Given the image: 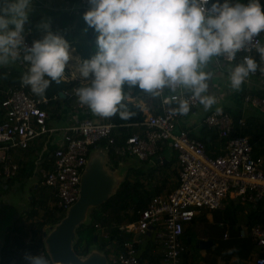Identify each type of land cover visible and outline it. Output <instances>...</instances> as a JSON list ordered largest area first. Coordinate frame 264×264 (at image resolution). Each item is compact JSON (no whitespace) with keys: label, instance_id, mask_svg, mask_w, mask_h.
<instances>
[{"label":"built area","instance_id":"1","mask_svg":"<svg viewBox=\"0 0 264 264\" xmlns=\"http://www.w3.org/2000/svg\"><path fill=\"white\" fill-rule=\"evenodd\" d=\"M213 2L215 0H209L207 7L210 8ZM223 2L224 0H220L221 4ZM89 8L88 0H67L60 10L79 12ZM29 32L28 29L24 34V43L28 46L43 38L42 32L38 38L30 40L27 37ZM254 40L264 43V31ZM248 54L253 55L259 63L255 49L251 53L242 50L234 63H239ZM17 63L27 65L23 61V53ZM214 63L221 68L226 64L223 59ZM250 75L264 79V73L259 70ZM248 80L249 77L246 82ZM77 89L74 86L64 93L66 97L74 96L77 107H82L83 104L76 95ZM0 93V106L3 109L0 120V180L17 173L19 163L12 156L13 148L25 149L35 137L61 130V141L53 143L44 154L46 157L40 158L45 162L38 165L37 176L40 184L47 188V203L66 209L78 198L80 176L89 152L99 145V140L105 141L102 145L105 147L114 143L112 129L115 123L111 120L103 121L100 116H96L98 119L84 116L71 124L51 127L47 124L48 111L44 106L47 104V97L28 91L21 82L17 85H0ZM173 96L187 99L190 111L199 102L191 93L182 89H178L176 93L164 89L162 95L156 97L157 102L152 112L141 121L128 123L140 125V129L127 135L123 146L114 145L116 154L127 151L139 159H146L156 151L158 142H168L175 151L177 160V183L169 191L154 193L136 217L116 224L119 231L128 237L123 239L117 251L109 253L107 258L113 264H143L138 255L137 243L141 236L148 233L161 246L160 264H180L179 254L183 248L185 223L204 208L218 207L229 193L239 202L258 210L264 209V131L261 135L262 151H255L251 136L241 132L247 124L245 115L233 116L221 108L219 113L217 109L212 110L204 115L202 122L217 131L219 141H223V144L217 151H209L205 143L191 136L188 130L176 129L182 115L173 114L178 108ZM166 97L169 99L167 104L163 103ZM242 99L264 116V94L245 89ZM262 217L252 225H241L238 229L237 237H250L253 241L250 255L253 264H264V215ZM40 227H37L38 233L42 231ZM99 232L100 235L107 236V231L102 227ZM229 235L230 232L226 231L222 236L227 238ZM35 237L40 236L38 234ZM32 240L29 238L25 242L32 243ZM28 252L33 255L43 252L48 256L44 245L30 248ZM4 264H16V256Z\"/></svg>","mask_w":264,"mask_h":264},{"label":"clouds","instance_id":"2","mask_svg":"<svg viewBox=\"0 0 264 264\" xmlns=\"http://www.w3.org/2000/svg\"><path fill=\"white\" fill-rule=\"evenodd\" d=\"M88 2L90 8L83 19L98 34L97 50L77 64L82 86L76 95L96 116L110 118L119 112L120 119L127 121L134 115L123 103L125 86L152 97H160L164 89L172 93L182 89L207 111L217 102L208 94L213 73L207 69L221 59L234 90H240L250 74L264 73V43L254 40L264 31L260 0L246 4L215 0L210 8L209 0ZM32 9L33 0H0V66L16 62L23 53V61L30 67L21 84L42 96L52 81L59 84L64 78L70 45L62 34L50 30L48 21L38 25L46 30L43 38L26 45L25 27ZM253 49L259 54V63L251 54L234 63L239 52ZM172 99L178 103L173 114L189 113L187 99ZM163 103L169 99L164 98ZM23 258L28 264H54L43 252H25Z\"/></svg>","mask_w":264,"mask_h":264},{"label":"trees","instance_id":"3","mask_svg":"<svg viewBox=\"0 0 264 264\" xmlns=\"http://www.w3.org/2000/svg\"><path fill=\"white\" fill-rule=\"evenodd\" d=\"M241 2L246 4L248 3V0H241ZM260 4L262 6V9H264V1ZM87 10L79 12L57 10L45 19L41 18V14L33 13V15L29 16V21L25 27V31H27L28 29L30 30L27 37L30 40L37 38L39 36V32L43 29L41 27H38V25L42 21H48L51 25L50 30L62 34L63 37L69 42L70 47H72L73 53L76 57L79 58V62H82L83 59H90L97 50L96 37L98 34L94 31V29L89 28L83 19V15ZM29 67L30 65L28 63L26 66H22L16 61L14 63H11L8 68H0V83L1 81H3V85L19 84L21 82V77L25 72H27ZM69 77L70 70L65 67L64 78L61 79V82L59 84H57L55 81H52L50 83V86L42 95L48 98L47 104L44 105L45 107L47 105H50L53 101L57 102L56 107L62 104L65 108L70 106V103H72V101L74 100V96L63 97L59 94V91L70 90L74 86L79 88L82 85L80 77ZM25 88L28 91H31L30 86H25ZM255 92L258 94H264L262 90ZM125 93L126 97L123 103L126 105L127 110L134 113V115L129 120L125 121L120 119L118 112L113 117H102L101 120H111L115 123V126L112 129L115 140L113 144L108 145L110 167H116L120 160L126 161L128 159L130 160L128 170L125 179L120 182L115 193L110 195L105 201L101 203V205L93 207L90 213V221L88 223H82L77 227V241L74 244V248L78 253L81 254L85 253L88 250V247L93 243L94 234H97V240L95 241L97 247L103 250L107 256H109L110 252L117 251L121 247L123 239L128 237V235L120 232L116 224L129 221L136 217L139 210L146 207L151 196L154 193L160 192L159 188H155V184H153V187L150 186V182L152 181L151 178L153 177V173L158 166H156L155 164H151L148 158L139 159L138 157H135V155H132L127 151H124L121 154H116L114 151V145L123 146L125 144V138L131 133V130H129L128 127V123L141 121L145 118L146 115L141 105H139L132 99H127V96H130L131 98L140 96L145 98V100H150V104H153L152 107L155 106L157 102L156 97H152L150 94L144 93L138 88L129 90L127 86H125ZM1 97L2 93H0V98ZM152 107L149 109L151 110ZM1 110L3 112L2 107ZM259 130L260 132L257 134L255 131ZM263 131L264 116L261 113H259V115L252 114L248 119L247 126L241 130L242 133H248L249 135H252V142H254L258 136L260 137ZM206 138L207 136L202 137L201 140L206 142ZM258 140L259 141L257 143L261 145L262 136ZM97 144L103 145L105 144V141L99 140ZM151 155H156V152L151 153L148 157H150ZM133 159L134 161H132ZM18 162L19 168L17 170V173L14 176L3 177L2 181L6 182L5 185H3V190L6 194L11 190V187H13V189H22L27 181V176H29L27 173L28 163L20 159H18ZM44 162L45 160H40L39 165L44 164ZM156 163L161 165L162 160H158L156 161ZM167 165L168 162H166L163 166ZM15 183L18 184L16 185ZM30 186L33 187V192H31L30 198L27 199L28 206L26 207V214L27 216H29V218H31L32 224H37V227H40L45 223L52 224L59 220L64 215L65 209L59 208L55 205L51 206L47 203L48 193L46 189H44L46 191L44 193L46 194L45 197H41L37 196V192L39 191L38 189L40 187L36 188L34 187V184H30ZM238 204L239 202H231V206H229L228 208L229 210L227 209V217H231L234 215L235 209L237 208ZM247 215L250 218L247 224L252 225L256 221L261 220V218L263 219L262 216L264 215V209L258 210L249 206ZM35 216L38 217V219H34L33 217ZM232 221H234L233 218ZM100 227L107 231L106 237L100 235ZM22 231L23 224L19 221L18 218L14 221L12 228L5 234V242L1 249V264L9 261L13 256H16V264H28V262L23 258L24 253L28 252L30 248H35L38 245H43L42 237L34 239V241L32 240V243L24 242ZM34 232L35 230L32 231V234ZM32 236L35 237L34 234ZM152 236V234H149L147 235L145 242L137 243L138 255L143 264H160L161 254L159 250L161 246L160 244L156 243L155 238ZM187 257L188 253H186L183 245V248L179 254L180 264H189L187 262ZM108 263L113 264L109 260Z\"/></svg>","mask_w":264,"mask_h":264},{"label":"crops","instance_id":"4","mask_svg":"<svg viewBox=\"0 0 264 264\" xmlns=\"http://www.w3.org/2000/svg\"><path fill=\"white\" fill-rule=\"evenodd\" d=\"M61 1V3H60ZM57 1L59 3H52L51 0H36L35 2L33 1V6H39L40 8L33 7L32 11L29 13L30 15H33V13H38L41 14V18L45 19L48 18L49 15L54 13L57 10H60V7L64 5V3L67 0H60ZM264 0H260V3L263 2ZM46 30L42 29V32ZM41 32V33H42ZM40 34V32H39ZM44 36V35H43ZM214 63V62H213ZM11 64V63H10ZM9 65L7 66H0L1 69L8 68ZM214 66L218 69H223L224 71H227V68L225 64L222 66V68L219 66L217 67L216 64L214 63ZM228 73V72H227ZM3 81H1L0 85H3ZM229 86L226 88L224 92L217 93L213 95L216 98V104L212 106L211 109L205 111L203 105H201L199 102L196 105V107L190 111L187 115H182L176 124V129L180 128H185L188 130L189 134L195 138H198L201 140L202 137L207 136V141L210 142L211 146L209 147V151H217L219 147L222 146L223 141H219V137L217 135V131L210 126H207L202 122V118L204 115L209 113L212 110L215 109H224L225 111H228L230 114L233 116H239V115H245L246 116V121L248 123V119L252 114L259 115L258 111L251 107L250 105L244 103L242 99V92L245 89H249L252 91H259L262 90L264 92V79L259 78L258 76L255 75H250L249 80L241 86L240 90H234L231 88V84L228 83ZM127 99H132L133 101L137 102L141 107L144 109V113L147 115L148 113L152 112L153 104H150V100H145V98L136 96V97H130L127 96ZM150 106V107H149ZM152 109L150 111L149 108ZM58 110L61 111V117L60 119L63 121L62 123L58 125H53L49 122L50 119V106H46V110L48 111L47 115V123L51 127L55 126H60V125H65V124H70L73 122H76L79 118L84 117V116H94V114L91 112V110L86 107H77L76 103H70L69 107H64V105H58L56 107ZM59 115V114H58ZM145 115V116H146ZM96 116V115H95ZM3 117V112L0 107V120ZM247 126V124H246ZM129 130L132 131H137L140 129V125H136L135 123L129 124L128 125ZM254 129V127H253ZM257 134L260 132L255 131ZM251 135V134H250ZM52 136L49 135V133L44 134V142L47 144L48 149L51 148L53 145L52 141L53 139L51 138ZM252 138V135H251ZM259 136L255 139L253 142V147L255 151H262L261 146L257 143L259 140ZM204 142V141H203ZM205 143V142H204ZM258 145V146H257ZM40 146V141L33 142L31 144V150L29 152L23 151V149H18V148H13L11 150L12 156L14 160L18 162V159L26 161L28 163L27 165V173L30 170H34L35 167L37 168L39 163H40V149L38 147ZM48 149L45 150L44 154L48 151ZM156 155H151L148 157L149 162L151 164H155L158 166L156 170L153 173V177L151 178L152 181L150 182V186L153 187V184H155V188H159L160 192L163 191H169L171 190L177 183V160L175 156V151L171 147V145L168 142H158L156 145ZM33 153L31 156L30 154ZM159 160H162V164L156 163L157 157L160 156ZM166 162H168L167 166H163ZM162 166V167H160ZM3 178L0 181V187L2 185H5V183L2 181ZM2 197H5L2 195ZM230 203V202H229ZM246 208H243V205L239 206L237 205V210H235L234 215L231 217H227V209L229 208V205H227L226 200L223 199V201L220 203L218 207L223 209V215L225 218L228 219L229 223L231 226L226 227L222 229L220 236L216 238L208 237V238H202L203 241H207V244L201 247L202 253L201 255L205 258L203 260V264H253V262L250 260V255L252 254L253 251V241L250 237H243L239 238L238 236V229L241 225H245L249 222L250 218L247 215V211L249 209V205L246 203ZM13 207V205L11 206ZM206 209V208H204ZM204 209L199 212L200 214L205 213ZM229 210V209H228ZM238 211L240 215L244 214V220L242 222H235L236 216L235 214H238ZM231 212V211H230ZM198 213V214H199ZM197 214V215H198ZM211 213L208 212V215ZM196 216V215H195ZM213 216V215H212ZM232 218L234 221H232ZM187 223V222H186ZM232 223L233 224L232 226ZM186 227L184 225V231H183V236L187 234ZM32 231L30 230V236L31 239H37V237H33ZM229 231L230 235L229 237L225 238L223 237V233ZM151 233H148L149 235ZM23 240L24 242L27 241L25 234H23ZM147 235H144L147 238ZM153 237V236H152ZM187 241H191L192 237L186 235L185 237ZM145 239V238H144ZM184 240V239H183ZM197 242L201 241L200 239H196ZM145 242V241H144ZM236 242V244H235ZM200 243V242H199ZM186 250V249H185ZM160 251V250H159ZM186 253L187 250H186ZM192 258L190 255L187 257V262L191 264ZM182 263V262H181Z\"/></svg>","mask_w":264,"mask_h":264},{"label":"water","instance_id":"5","mask_svg":"<svg viewBox=\"0 0 264 264\" xmlns=\"http://www.w3.org/2000/svg\"><path fill=\"white\" fill-rule=\"evenodd\" d=\"M59 94L66 96L64 91ZM161 156V155H160ZM160 156L157 157L159 160ZM130 160H120L116 167H110L108 149L97 145L89 152L84 170L80 176L78 198L70 204L64 215L56 222L42 230L43 245L46 253L54 260V264H109L106 253L95 243L97 234L93 235V243L88 250L78 253L74 244L77 241V227L90 221L93 207L101 205L110 195L115 193L120 182L125 179ZM134 161V159L132 160ZM21 200L19 207H11L15 201ZM18 194L0 197V264L1 249L5 242V234L12 228L14 220L22 208L27 207ZM197 242L199 247L207 241Z\"/></svg>","mask_w":264,"mask_h":264},{"label":"rangeland","instance_id":"6","mask_svg":"<svg viewBox=\"0 0 264 264\" xmlns=\"http://www.w3.org/2000/svg\"><path fill=\"white\" fill-rule=\"evenodd\" d=\"M33 1L35 2L36 0H33ZM51 1H52V3H56L57 1H60V0H51ZM57 3H59V2H57ZM60 3H61V1H60ZM33 7L40 8L37 5L33 6ZM42 35H45V31L42 33ZM78 63H79V58L75 56V54L73 53L72 47H70V61L65 67H67L70 70V77H72V78L80 77L78 69H77ZM207 70L211 71L213 73L212 78L208 82L209 83V93L208 94L215 95L217 93L224 92L226 90V88L229 87V86H227L228 83H230L227 71H224L223 69L221 70V69L216 68L214 66V63H211L208 66ZM72 103L75 104V101L73 100ZM56 105H57L56 101L51 102V104L49 105L50 110H52V111H50L51 116H50L49 122L53 125H58V124L63 122L60 119L61 111L56 108ZM85 106L87 107V105H83V107H85ZM148 111H150V109ZM94 119H98V118L94 115ZM65 125H67V124H65ZM60 126H63V125H60ZM49 135L52 136L51 137L53 139L52 143H55V142L58 143L62 139L61 130L51 131L49 133ZM43 137H44V134L35 137L33 140H31L32 142L30 141L29 145L25 149H23V151L29 152L32 149L31 144L33 142L40 141V146H36V147H38V149H40L41 157H46V155H44V152L46 149H48V146L44 142ZM205 146H206V149L208 150L209 147L211 146L210 142H205ZM30 155L32 156L33 153H31ZM28 175L29 176H27V181H26V183L22 189H18V188L13 189V187H11V190L8 191V193L6 194V193H4L3 185H2L0 187V197H2L3 194H4V196H8L9 194H18L19 197H22L23 202H27V195L29 194V191H30V190L28 191V187L30 184H38L40 188L38 189L39 191L37 192V196L45 197L46 194H44V193L47 191V188L44 187L43 185L39 184L38 179H37V168L35 167V169L33 171L32 170L28 171ZM3 182L6 183L5 181H3ZM15 184L17 185L18 183H15ZM44 189H46V191ZM48 192H49V190H48ZM225 200H226L227 205H229V206H231L232 201L239 202L230 193L228 194L227 197H225ZM16 202L17 201H15L14 203H16ZM241 205H243V208H246V206H247L246 203L239 202V206H241ZM235 210H237V209H235ZM204 211H205V213H202V214L199 213L191 221H188L187 223H185V227H186L185 231H187L186 235H187V237L188 236L192 237V239L189 242L185 238L186 235H184L183 236V239H184L183 245H184V248L187 250L188 255H190V257L192 258L191 264H203V260L205 259L201 255L202 249H201V247H199L196 239H202V238H208V237L216 238V237L220 236L222 229H224L226 227L229 228V226H231L228 219L225 218L223 215V209H221L220 207H216L213 209H204ZM20 212H21V214L19 216V221L23 224V231L22 232H23V234H25L26 238H29L30 230H35V232L33 234L35 236H37L39 234V236L41 238L42 237V231H40V233L37 232L39 230V228H37V224H32L31 218H29V216H27L26 207L22 208ZM208 212H210L211 214L208 215ZM235 216H236V219H235L236 223L242 222L244 220V217H245L244 214L240 215L239 211H238V214H235ZM33 218L38 219V217H36V216ZM233 224H235V223H232V226H233ZM49 225H50L49 223H45L41 227L43 229H46ZM144 238L146 239V237L144 235L141 236L139 239V242L143 243L145 241Z\"/></svg>","mask_w":264,"mask_h":264},{"label":"flooded vegetation","instance_id":"7","mask_svg":"<svg viewBox=\"0 0 264 264\" xmlns=\"http://www.w3.org/2000/svg\"><path fill=\"white\" fill-rule=\"evenodd\" d=\"M40 186H41V185H40ZM34 187L37 188V187H39V185H38V184H34ZM29 190H30L31 192H33V187L30 186V185H29V187H28V191H29ZM30 191H29V194L27 195V199H29L30 196H31V192H30ZM20 214H21V212H19V215H18V217H17L15 220H17V219L19 218ZM15 220H14V221H15Z\"/></svg>","mask_w":264,"mask_h":264},{"label":"bare ground","instance_id":"8","mask_svg":"<svg viewBox=\"0 0 264 264\" xmlns=\"http://www.w3.org/2000/svg\"><path fill=\"white\" fill-rule=\"evenodd\" d=\"M21 200H18L16 203H13L12 205H13V207H16V208H18L19 207V203L18 202H20Z\"/></svg>","mask_w":264,"mask_h":264}]
</instances>
